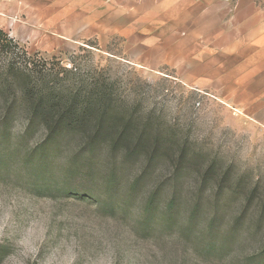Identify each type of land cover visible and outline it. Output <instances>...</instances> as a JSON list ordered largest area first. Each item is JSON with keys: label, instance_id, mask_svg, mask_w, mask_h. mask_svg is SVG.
Returning <instances> with one entry per match:
<instances>
[{"label": "rangeland", "instance_id": "1", "mask_svg": "<svg viewBox=\"0 0 264 264\" xmlns=\"http://www.w3.org/2000/svg\"><path fill=\"white\" fill-rule=\"evenodd\" d=\"M0 264H264V0H0Z\"/></svg>", "mask_w": 264, "mask_h": 264}, {"label": "trees", "instance_id": "2", "mask_svg": "<svg viewBox=\"0 0 264 264\" xmlns=\"http://www.w3.org/2000/svg\"><path fill=\"white\" fill-rule=\"evenodd\" d=\"M39 103V102H38ZM38 103H35V108L37 107ZM41 121L46 123L48 126H51L52 124L56 123L58 120H55V118H53V116H50V115H44L42 116L41 118ZM71 120L68 119L67 122H70ZM95 142H92L91 144H89V146H93ZM115 176H110V179H109V184L110 185H114L115 184ZM139 183V180L136 181V183L134 184L135 186ZM72 192V191H71ZM153 199L150 200V202L152 203ZM174 200L172 199V202Z\"/></svg>", "mask_w": 264, "mask_h": 264}]
</instances>
